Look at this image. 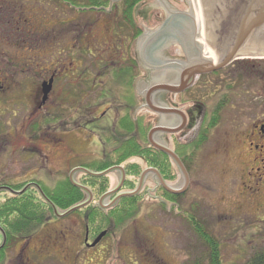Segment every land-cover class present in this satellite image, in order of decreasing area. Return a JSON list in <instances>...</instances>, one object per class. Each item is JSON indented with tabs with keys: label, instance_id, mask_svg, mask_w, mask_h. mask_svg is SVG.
I'll list each match as a JSON object with an SVG mask.
<instances>
[{
	"label": "rangeland",
	"instance_id": "1",
	"mask_svg": "<svg viewBox=\"0 0 264 264\" xmlns=\"http://www.w3.org/2000/svg\"><path fill=\"white\" fill-rule=\"evenodd\" d=\"M108 1L110 3L103 5L101 11H92L94 14L88 12L87 8V11L80 10L85 12V17L79 24V27L84 28L87 46L84 65L91 73L96 71L94 65H105L106 68L101 69L105 77L112 75L110 70L114 63L127 65V53L133 52L129 42L131 32H135L134 28L121 25L129 24L122 20L121 13L115 8L123 0ZM167 1L177 10L188 13L187 0ZM191 3L195 8L193 0ZM18 6H21L23 11L13 15L5 14L9 11L7 8ZM77 9L81 8H71L58 0H0V56L3 59L0 64V76L6 79L5 90L0 92V182L18 185L36 181L42 186L52 187L56 180L68 178L72 169L90 160L85 154L81 159L73 158L70 163L67 161V151L64 148L67 137L62 132L61 115L65 102L76 106L74 101L77 97L71 96L74 100H69L68 94L72 93V88L69 91L68 85L72 78H64L61 74L57 75L46 104V110L57 121V127L54 128L60 129L56 132L52 130L53 134L50 136L61 140L60 147L39 141L37 146L33 147L35 149L29 150L32 146L28 140L33 137L29 127V115L36 106L39 91L43 89L42 80L49 78L52 73L49 70L50 73L45 75L37 70L35 65L58 63L62 52L70 48L71 33L78 24V16L75 13ZM25 20H29L28 25L24 23ZM164 20V11L152 8L146 15V26L151 30L160 24L163 26ZM134 24L138 26L136 21ZM27 28L33 30L32 35L26 34ZM35 48L44 53L43 59H35L37 55H42L36 53ZM131 56L134 57V54ZM16 58L20 64L17 70L10 67V63ZM61 59L63 57L60 61ZM27 64L31 66L24 68L23 72L22 68ZM135 66L134 87L141 81L149 84L157 76V73L150 72L154 69L143 71L138 63ZM107 67H110V70ZM146 73L147 77L141 79V75ZM110 86L115 85L112 83ZM194 93L207 112L216 106L223 93L229 96L230 101L221 111L219 125L209 134L206 146L192 167L189 187L179 199L180 208L173 207L171 204L174 202L166 197L162 198L157 177L148 173L140 193L129 197H137L134 202V217L118 227L117 232L112 230V234H118L117 240H107V246L112 247L107 248L106 252L104 249L102 252L95 250L84 256L79 255L78 264H206L209 249L191 227V219L202 223V228L218 243L221 264H247L253 256L264 252V188H256L257 177L252 173L251 178L246 175L248 167L244 163L249 159L246 155L249 153L248 156L252 159L253 154L244 145L243 136L253 123H264V60H239L217 75L202 77ZM94 94L92 89L85 91L86 103L95 99ZM100 112L101 109H98L95 113L98 115ZM141 112L148 116L146 123L157 125L156 113ZM42 115H45V112L37 115L35 119L41 118ZM201 119L202 113H199L188 138L195 134ZM84 133L89 136H85L87 140L93 137L87 130ZM46 136L44 129L37 134V137ZM137 138L141 139L139 136ZM142 142L141 146L145 147L146 142ZM72 151L75 153L74 149ZM76 153L81 154L78 148ZM262 155L264 157V153ZM130 165L140 168L137 177L127 174L126 167ZM121 166L125 171V181H132L134 188L128 190L123 186L122 191L119 192V188L110 195V199L117 195L133 193L141 175L149 170L141 158H130ZM113 175L107 177L108 187L101 195L93 193L96 186L91 188L92 191L88 188L96 199L95 204L101 199L105 200L103 206L112 203L109 197L105 196L115 191L122 180V174L119 177L117 173ZM81 179L83 180V175L78 173L73 175L71 181L80 186ZM183 181V177L177 176L174 181L167 182V186L179 190L183 187ZM85 194L87 201L89 196ZM4 197L6 195L0 194V203ZM57 211L65 212L58 209ZM101 211L107 212L104 208ZM66 218L69 220L64 222L62 227L69 232L64 249L70 254L78 250V242L82 240L83 226L79 221L83 215L71 214ZM38 232L32 233L31 236ZM46 233L39 232L31 243L32 250H53L50 245L43 246V241L49 240ZM1 245H5V240L0 233ZM23 248L24 244L16 250ZM74 258L75 256L71 255L70 263L68 261L66 264H72ZM61 261L62 258L57 257L37 258L33 260V264H61Z\"/></svg>",
	"mask_w": 264,
	"mask_h": 264
},
{
	"label": "flooded vegetation",
	"instance_id": "2",
	"mask_svg": "<svg viewBox=\"0 0 264 264\" xmlns=\"http://www.w3.org/2000/svg\"><path fill=\"white\" fill-rule=\"evenodd\" d=\"M83 9L84 8H81L75 11V13H77L78 16V24L76 26V29L73 30L71 33L72 42L69 44L70 48L67 49L65 52H62V56L60 58L63 57V59H61L60 61L59 58L58 63H54V62L49 63V65L47 66H41L39 64L35 65V68H37V70H40V72H43V74L45 75H48V73L52 72L50 77L46 79L44 78L42 80L43 82L41 83V87H42L43 84H46L50 80H52V87L49 95L53 91L54 83L57 75L61 74L62 77L67 79L72 78L68 85L69 91H71L70 89L72 88V93L68 94V98L70 100V98H73L71 96H76L77 100L74 101L76 102V106H71L69 102L67 103L65 102L63 106L64 111H63V115H61L62 120L60 123H62V127H63L62 132L67 137L66 139L67 143L65 144L64 148L67 151L66 155L68 157L67 158L68 162L71 161L73 158L79 159L81 156L83 155L85 156V154L87 156L86 158H89L90 160H88L87 163H83L81 164V166L72 169L69 173L68 180L70 178L71 172L76 169L80 171H77L73 175H77L78 173H81L83 176H87V177L90 176L85 174L83 171H87L90 173H102L105 171H110L107 175L103 177H109V176L113 177L114 176L113 173H117L118 174L117 177H119L122 174V180L123 178L124 180L123 181L121 180L120 183L119 192H121L126 182L125 181L126 175H125V171L122 169L121 166L122 164L110 166L102 172H93L90 171L87 167L92 166V164H94L97 161H99L95 163L97 165H100V163L107 164L115 161V158L111 157L112 152L116 149H119L123 144H126V146L128 147L133 142V139L135 140L134 142L138 143V145L142 144V140L137 138L138 137L137 134L134 131L130 132L131 131L130 129L133 128L128 124L129 118H133V121L138 125H144L145 127L152 125L149 122L146 123V118L148 116L143 114L141 111H151L156 113L157 125L155 126V124H153L149 130L151 131L155 128L160 129L158 132H156L153 135L152 141H150L149 139L150 131L146 136L145 147H147V149L150 152L154 150L159 153L158 161L160 163L159 169L153 167H149L148 169L157 171L165 186L167 185V181L165 180V178L167 175H169L165 171H162L165 169V167H169V170H171L172 172V175L170 174L171 177L173 176L183 177V173L181 172V170L179 169L178 165L175 163L173 158L165 152L167 151L170 152V154L174 155L179 160V162L183 166L189 178L191 175L190 173L192 167L193 165H195L199 153L203 150L204 146H206L210 137V136L208 137L207 142L202 146V148L197 149V145L195 142L198 139V135L202 128L201 125L203 119L207 113L206 107L203 105V103L199 102L196 96L194 95L196 94L194 93V91L195 88L197 87V83L200 81L202 77L209 75H217L220 73L221 70L226 69L227 67L233 65V63L237 61L215 72L197 75L193 70L195 68L194 65L196 64L199 66L205 64V61L208 60V58L205 57V55L203 54L204 48L207 47V44L204 43V45H201L199 44V42L194 41L196 38V31H195V26L191 21L189 15H183L181 13H173L172 16H174L175 19L169 21V17L168 18L166 17L165 19L166 21L164 20V22H162V24L164 23V25L154 34L153 44L151 45L149 52L153 59L151 60V58L148 57L143 59V54L141 53V51L138 50L139 56H141L142 58V62H140L141 64L138 63L137 61L136 62L138 63L139 66L142 65L143 71H147L146 65L152 68L156 67V69L154 68V70H150L151 73H157V76L153 78V86L155 84H159L160 86L162 85L163 87L176 88V89L179 88V90H176L174 92L170 90L153 91L151 97V95H149L150 89L148 90L147 89L143 90L142 88L140 89L139 82L137 83L136 87H134V77L132 73L135 71V67H136L135 65L137 63L132 64L134 57L131 56V59L130 57L126 58L127 65L126 66L124 65L126 71L128 72L126 82L127 83L128 81L132 82L131 85H129L130 83L125 85L127 90L132 89L133 91L131 93L133 94V96H131V98L129 99L126 96L124 90L122 89L123 84L119 85L113 83L115 86L113 87L110 86L112 84V82H110L112 80V77H110L111 75L109 76L110 77V81H109V77H105L102 74L101 72V69H103L102 65H94L96 67L95 73H91L87 71L84 65V59L86 56V48H87L86 38H85L84 28L79 27L80 22L85 17V12L80 11ZM136 9H138V7H136ZM136 9L133 11L134 20L135 17H138V11ZM168 9L171 10L170 8ZM7 10L9 11L5 13L6 15H13L16 12L23 11L21 10V6H18L16 8L13 7L12 9L7 8ZM164 11L165 13H167V10ZM92 13L94 14V12ZM1 15L2 14L0 12V16ZM177 18L179 19V21L176 20ZM153 19L155 18L153 17ZM24 23L28 25L29 20H25ZM173 29L176 31H173ZM135 33H139L138 36L143 35V39L147 35L146 30H144L143 27L141 29L138 26H136L135 28ZM26 34L32 35L33 30L31 31L30 28H27ZM131 35H132L130 38L131 42L130 41L129 42L134 44V41H136L137 37L134 38V33L132 34V32ZM203 39L204 41H207L206 34H204ZM193 41L199 44V47ZM14 47L17 48L15 45ZM39 50L41 49L37 50L35 48L36 53L39 52L40 54H42V55H37L35 57L36 60L43 59L44 57L43 56L44 53ZM2 61L3 59L0 56V64L2 63ZM210 62L211 65L214 64L212 61ZM18 63L19 60L16 58L15 60L12 61V63H10V67L12 69L17 70L20 67V64ZM156 63L157 66H155ZM30 66L31 65L29 64L25 65V67L22 68L23 72H24V68L28 69V67ZM124 66L123 64L117 62L114 63L112 67L124 69L123 68ZM71 67H73L75 70L69 69ZM67 73H69L68 76ZM141 76H142L141 79H144L147 77V73L142 74ZM40 77L42 78L43 76ZM118 80L120 81V83H122V79H118ZM5 83H6V79H4L3 76H0V92L5 90ZM97 88L98 90H95ZM90 89H92L95 92L94 94L95 99L90 100V102L86 103L85 91L86 90L89 91ZM113 89H115L116 91H114ZM221 95L222 96L220 98L224 97L225 93ZM48 97L46 98V100H43V94L42 91L40 90L39 98L37 99V102L35 104L36 106L29 115L30 117L29 127L33 136V137H29L28 139L30 146H32V148L29 150L35 149L33 147L37 146V142L39 141H44L43 143L46 145H52V146L57 145L58 147H60L61 140L55 139L54 137L50 136L53 134V131L56 132L59 131L60 129L54 128L57 127V124H55L57 121H55V117L52 116L48 110H46V104L49 101ZM227 97L229 98V96ZM227 97H225V105L223 106V109L228 106L229 102ZM151 99H153L154 101L153 103ZM134 105H136V107H133ZM96 108L101 109V112L98 115H96L95 113L98 110ZM42 112H45V115H42V117L39 119H35V117H37V115H39ZM199 113H202L201 122L199 123L197 131H195V134L192 137L188 138V136L193 131V127L195 125ZM60 123L58 122L59 126ZM123 123H125V129H123V127L121 128V124ZM215 128H213L212 130L210 129L207 135L211 134ZM43 129L45 130L47 136L37 137V134H39L40 130ZM85 130L91 133L93 137L87 140L85 138L86 136L84 133ZM156 135H159V138H156L155 137ZM243 136L245 140L244 145L247 146V149H249L250 152L253 154L252 159H250L251 158L250 155L248 156L249 153L246 155V158L247 157L249 158L244 163V165L248 167V170H246V175L247 177L251 178L252 177L251 173H252L254 177H257L256 188H259V186H261V188L262 187L264 188V157L262 155L264 153V123L262 122L253 123V125L246 130V133ZM70 138H71V143H69ZM86 140L88 142H86ZM114 143L115 146H113ZM153 145L159 147V149H157ZM76 148L80 150L81 154L76 153ZM72 149H74L75 153L72 151ZM92 155L93 157H91ZM167 163L169 164V166L166 165ZM150 173L152 172H149V174ZM103 177H99V178H103ZM99 178H95V179H99ZM84 180L85 179H83V181ZM29 183L39 186L34 182H29ZM158 183L161 188V195H163V193L166 191L165 187L161 185L159 181ZM80 186L88 190L87 187L85 188V186L83 185ZM89 189L92 191L91 188ZM80 190L85 192L83 189ZM91 191L89 192L91 194L90 199L92 201L90 200L89 204L93 202L92 199L93 196ZM110 197L112 196H109L108 199H110ZM180 197L181 194L174 195L175 199L172 201L174 203L171 204L173 207L180 208L179 205ZM162 198L166 199L164 196ZM113 200L114 198L109 200L112 203H110L108 206L102 205V203L105 201L104 199L98 200L96 204L94 202V205L100 210H103L104 208L105 211H108L111 210L113 207H116V205L119 204L121 199L118 201H113ZM83 202H85V200ZM67 220L69 219L68 218L50 219L47 222V224H45L39 231V232L42 231L47 232L46 234L48 235L47 237L49 238V240L43 241V246L45 247V245H50L53 247V250H43V251L41 250L42 252L38 250H32L33 248H31V243L39 235L38 232V234H36L35 236H31V237L29 236L28 238H24L18 241L13 248L14 250L12 249L11 251H9V249H7V251H5L6 253H5L4 262L0 264H33L34 259L37 260V258H51V257L62 258L63 261H61L60 263L66 264L68 261L70 263L71 255L75 256L74 258L75 260H72V264H78L77 258H80L79 255L84 256L85 254H88L90 252H95V250H98V252H102L105 249L106 252L107 248L112 247V246H107L109 244L107 240L110 239L113 242L117 240L118 234L111 233L112 230L117 232V228H118L115 227L116 224L114 223L113 219L109 220L110 226L112 227L102 231L98 235L92 236L91 234H89V228L87 227L88 226L87 219L83 217L79 221V223L83 226V235L81 238L82 240L78 242V250L72 251L70 254H67L64 248L66 246L65 242L67 240V234L69 231L64 230L62 227V224ZM102 233H105V235L100 239V241L95 246H92V244ZM22 244H24V248L16 250V248L20 247Z\"/></svg>",
	"mask_w": 264,
	"mask_h": 264
},
{
	"label": "trees",
	"instance_id": "3",
	"mask_svg": "<svg viewBox=\"0 0 264 264\" xmlns=\"http://www.w3.org/2000/svg\"><path fill=\"white\" fill-rule=\"evenodd\" d=\"M62 3L67 4L71 8H84L88 12L92 11H101V7L105 5L107 2L110 3L108 0H58ZM145 0H123L119 5L115 8L121 13L122 20L127 21L129 24H121L126 26L125 28H136V24H134V16L133 11L134 9ZM87 3V4H86ZM100 6V7H99ZM87 8V9H86ZM99 8V9H97ZM78 10V9H77ZM76 10V11H77ZM122 23V22H120ZM140 33V32H139ZM139 33H136V38ZM135 35V32H134ZM132 36V35H131ZM131 42V41H130ZM131 46L133 44L131 43ZM132 52L128 53V56L131 59ZM136 60L133 58L132 63L135 64ZM106 66H103L105 69ZM110 70V67H107ZM111 68L110 73L112 74L111 82L116 84H123L122 89L126 93V96L130 99L133 94V91L127 90V84L131 85V81L126 82L128 72L126 68ZM130 72V71H129ZM135 72V71H134ZM134 72L133 77L135 78ZM131 74V73H129ZM118 79H122V83ZM132 88V87H131ZM225 97L219 99L216 106L212 109L211 112H207L206 116L202 122V128L198 135V139L196 140L197 149L202 148V146L207 142L209 135V130L215 128L219 124L220 120V113L225 105ZM228 98V97H227ZM230 99L228 98V102ZM133 107H136L134 105ZM128 124L133 128L130 129V132H135L137 136L141 138V140L146 142V136L148 130L151 126H144L138 125L133 121V118H129ZM125 129V123L121 124V128ZM133 137V136H132ZM134 138V137H133ZM133 142L127 147L126 144H123L119 149H116L112 152L113 158L115 161L97 165L95 163L92 166H88L87 168L93 172H102L110 166L113 165H120L124 161L130 158H141L145 161L148 167L153 168H160L159 163V153L157 151L150 152L147 147L141 146L139 144ZM143 143V142H142ZM143 157V158H142ZM166 165L169 166L167 163ZM127 174L131 177H137L140 172V168L136 165H130L126 167ZM169 175L166 176L165 180L167 182L174 181L176 177H171L172 172L169 170V167H165L164 170ZM171 174V175H170ZM84 181L81 179L80 184L87 187L93 188V193L97 192V196L101 195L103 192L107 190V177L95 179L87 176H83ZM39 185L42 189L46 198L58 209L61 211L69 210L78 204L82 203L85 198L86 194L82 190L74 187L68 178H60L56 180L52 187H45L42 186L40 183L36 181H32ZM28 183H20L18 185H11L8 183L0 182V187H8L13 191L19 192L21 191L25 185ZM134 183L132 181H127L124 184V188L128 190H132L134 188ZM0 194L6 195L0 203V228L2 230L3 237L5 238V245L0 248V263L4 262L5 259V251L7 249L13 248L15 244L24 239L31 237L32 233H37L41 230V228L47 224V222L52 218L55 219L51 207L41 198L38 191L34 188H30L26 190L24 193L20 195H12L6 191H1ZM93 196V194H92ZM164 197L173 201L174 195L168 193L167 191L163 194ZM137 198V197H136ZM136 198H129L125 197L122 198L119 204L116 207H113L111 210L107 212L101 211L99 208L95 207L94 202L95 198L93 197L94 201L80 209L74 213L73 215L80 216L81 214L83 217L87 219V224L89 228V234L92 236L98 235L104 230L109 229L110 227V219L114 220L116 224L115 227L123 226V224L132 219L135 213V204L134 202L137 200ZM100 219V220H99ZM99 220V221H97ZM191 227L193 230L198 234V236L203 240V242L207 245L209 249L208 254V262L206 264H221V259L218 253V243L209 235L203 228L202 223L194 221V219L190 220ZM247 264H264V252L259 253L251 258V260Z\"/></svg>",
	"mask_w": 264,
	"mask_h": 264
},
{
	"label": "water",
	"instance_id": "4",
	"mask_svg": "<svg viewBox=\"0 0 264 264\" xmlns=\"http://www.w3.org/2000/svg\"><path fill=\"white\" fill-rule=\"evenodd\" d=\"M158 1L159 0H145L141 2L138 5V9H136L138 11V17H135V21L138 27H140L141 29L143 27L147 33L144 39L143 35L139 36L136 41H134V44L132 46L134 57L138 63L142 62V58L141 56H139L138 50L143 54V59L147 57L151 58V60L153 59L149 53L150 47L153 44L154 34L162 27H156L151 30L147 28L146 15L152 8L162 9L163 11L167 10V13H165L164 11L165 19L166 17H169V21L175 19V17L172 16L173 13H181L183 15L190 16L196 31V38L194 41L199 42V44L201 45H204V43H206L208 46L204 48L203 53L205 57L208 58V60L205 61V64L199 66L196 64L194 65L195 68L193 70L197 75L215 72L239 60H264V0H198L196 8L192 7L191 0H187L189 5L188 13L177 10L167 0L159 1L161 5ZM168 8H170L171 10H169ZM176 20L179 21L178 18ZM173 31L176 30L173 29ZM204 34H206L207 41H204L203 39ZM199 44H197L198 47ZM209 60L214 64L211 65V62ZM155 66H157V63ZM146 67L147 69H156V67L152 68L147 65ZM139 86V88H142L143 90L150 89L149 95H151V97L153 91L170 90L174 92L176 90H179V88L176 89L163 87L159 84H155L153 86V79L149 82V84L141 81L139 83ZM51 87L52 80L42 85L43 100H46V98L48 97L51 91ZM151 101L152 103L154 102L153 99H151ZM159 130V128H155L150 131V141H152L153 135ZM155 137L159 138V135H156ZM156 148L159 149V147ZM165 152L173 158V160L183 173L184 184L181 189H170L167 185H164L157 171L147 170L141 175L137 189L133 193L117 195L113 201H118L124 197L136 196L137 194H139L143 185L144 178L146 175H148L149 172L155 174L160 184L165 187V190L168 193L173 195L182 194L187 189L189 183L187 173L185 172L179 160L174 155L170 154V152ZM77 171L80 170L76 169L71 172L69 178L70 183L78 189H83L88 194L89 200L85 201L81 205H77L65 211L64 213H59L56 207L46 198L40 187L35 184H28L19 192L13 191L8 187H0V192L6 191L12 195H20L30 188H35L41 198L51 207L54 217L64 218L80 209H83L86 205L89 204V201L91 200V194L88 190L82 188L77 184H74V182L71 181L73 174H75ZM83 172L92 178H99L107 175L110 171H105L102 173H90L87 171ZM119 188L106 195L105 198L117 192ZM104 235L105 233H102L92 244V246H95Z\"/></svg>",
	"mask_w": 264,
	"mask_h": 264
},
{
	"label": "bare ground",
	"instance_id": "5",
	"mask_svg": "<svg viewBox=\"0 0 264 264\" xmlns=\"http://www.w3.org/2000/svg\"><path fill=\"white\" fill-rule=\"evenodd\" d=\"M193 2H194V5H195V8H196L198 0H193Z\"/></svg>",
	"mask_w": 264,
	"mask_h": 264
}]
</instances>
